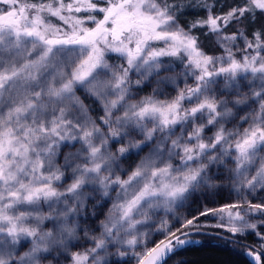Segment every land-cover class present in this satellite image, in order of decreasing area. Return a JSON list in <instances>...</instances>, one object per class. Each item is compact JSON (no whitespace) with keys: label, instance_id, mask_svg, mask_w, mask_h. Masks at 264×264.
Masks as SVG:
<instances>
[{"label":"snow or ice","instance_id":"snow-or-ice-1","mask_svg":"<svg viewBox=\"0 0 264 264\" xmlns=\"http://www.w3.org/2000/svg\"><path fill=\"white\" fill-rule=\"evenodd\" d=\"M209 229L264 264V0H0V264Z\"/></svg>","mask_w":264,"mask_h":264},{"label":"trees","instance_id":"trees-1","mask_svg":"<svg viewBox=\"0 0 264 264\" xmlns=\"http://www.w3.org/2000/svg\"><path fill=\"white\" fill-rule=\"evenodd\" d=\"M208 231H215L216 235L195 237L202 241V244L189 247L170 256L165 264H177V261H181L183 264H250L248 258L243 255L245 249L240 245H225L224 241L219 239L220 236H227V233L222 230L209 229ZM251 238L248 236L241 243L248 244Z\"/></svg>","mask_w":264,"mask_h":264},{"label":"rangeland","instance_id":"rangeland-1","mask_svg":"<svg viewBox=\"0 0 264 264\" xmlns=\"http://www.w3.org/2000/svg\"><path fill=\"white\" fill-rule=\"evenodd\" d=\"M151 91V89L150 88H148V89H145V92H142L141 93V95H145V94H147V92H150ZM96 113H94V115H95ZM194 207L196 206V205H193ZM47 209H45V211H46ZM181 211H184L183 209H181ZM159 215L160 216H163V210H161L160 211V213H159ZM209 222H214V221H211V218H209ZM250 237H252V236H250ZM164 237L162 236V235H155V236H153V240H155L156 242H158L159 240H161V239H163ZM248 244H252V245H257V241H256V239H254L253 237L250 239V241H249V243ZM154 246V244H152V243H149V245H148V247H153ZM245 251H246V249H245Z\"/></svg>","mask_w":264,"mask_h":264},{"label":"water","instance_id":"water-1","mask_svg":"<svg viewBox=\"0 0 264 264\" xmlns=\"http://www.w3.org/2000/svg\"><path fill=\"white\" fill-rule=\"evenodd\" d=\"M245 252V251H244ZM246 257V256H245ZM247 258V257H246ZM249 261V260H248Z\"/></svg>","mask_w":264,"mask_h":264}]
</instances>
